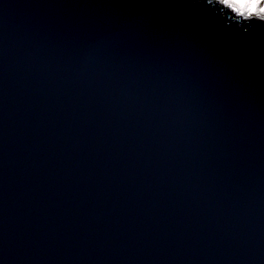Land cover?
Masks as SVG:
<instances>
[{"label":"water","instance_id":"obj_1","mask_svg":"<svg viewBox=\"0 0 264 264\" xmlns=\"http://www.w3.org/2000/svg\"><path fill=\"white\" fill-rule=\"evenodd\" d=\"M219 20L0 0V264H264V28Z\"/></svg>","mask_w":264,"mask_h":264},{"label":"snow or ice","instance_id":"obj_2","mask_svg":"<svg viewBox=\"0 0 264 264\" xmlns=\"http://www.w3.org/2000/svg\"><path fill=\"white\" fill-rule=\"evenodd\" d=\"M191 4L210 9L226 30L241 37H246L253 27L264 28V0H191ZM234 19L244 23L233 27Z\"/></svg>","mask_w":264,"mask_h":264},{"label":"clouds","instance_id":"obj_3","mask_svg":"<svg viewBox=\"0 0 264 264\" xmlns=\"http://www.w3.org/2000/svg\"><path fill=\"white\" fill-rule=\"evenodd\" d=\"M254 10H256V9H254Z\"/></svg>","mask_w":264,"mask_h":264}]
</instances>
